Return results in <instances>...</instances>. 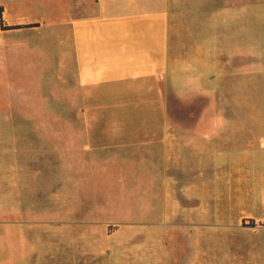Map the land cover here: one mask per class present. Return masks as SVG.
Returning a JSON list of instances; mask_svg holds the SVG:
<instances>
[{
  "label": "rangeland",
  "instance_id": "obj_1",
  "mask_svg": "<svg viewBox=\"0 0 264 264\" xmlns=\"http://www.w3.org/2000/svg\"><path fill=\"white\" fill-rule=\"evenodd\" d=\"M107 2L0 0V225L11 230L22 223L32 235L47 234L41 241L67 248L69 264H264V227L237 223L239 210L220 206L230 177L218 159H212L209 175L203 173L212 185L210 193L204 190L211 199L205 195L198 201L202 205L195 206L200 215L192 206L198 198L183 206L187 196L182 187L158 190L148 183L141 194L140 176L124 173L125 190L115 185L109 190L106 175L89 179L82 171L63 172L64 162L76 171L61 153L76 142L77 129L84 128L61 125L86 117L76 109L70 68H83L79 103L94 106V113L114 100L113 88L121 83L125 43H116L100 28L77 35L72 30L76 19ZM27 17L34 27L5 29ZM240 81L238 94L232 88L229 95L228 115L250 120L256 115L242 130L244 145L253 146L261 136L260 82L250 72ZM190 98L170 101V117H190ZM72 179L81 189L78 197L73 191L70 196ZM176 201L181 204L174 207ZM34 243L41 245L39 239Z\"/></svg>",
  "mask_w": 264,
  "mask_h": 264
},
{
  "label": "crops",
  "instance_id": "obj_2",
  "mask_svg": "<svg viewBox=\"0 0 264 264\" xmlns=\"http://www.w3.org/2000/svg\"><path fill=\"white\" fill-rule=\"evenodd\" d=\"M24 19L12 25L33 24ZM97 28L125 43L121 83L113 88L114 100L97 108L109 112L101 118L94 106L79 103L83 68H70L76 109L86 117L61 125L84 128L77 129L76 142L61 153L76 171L64 162L63 172L82 171L89 179L106 175L109 190L113 185L125 190L124 173L140 176L141 194L148 183L158 190L182 187L187 196L182 202L198 198L192 206L200 215L195 206L202 205L198 201L209 195L212 185L203 173L209 175L212 159H218L230 177L220 206L238 209L237 223L251 220V226L264 227V0H108L107 6L92 7L76 19L72 30L77 35ZM246 72L261 87V136L253 146L244 145L242 130L256 115L252 120L228 115L229 95L232 88L238 94V80ZM184 95L191 97L187 110L192 115L170 117L169 103ZM72 181L69 191L78 197L81 189ZM37 235L22 223L11 230L0 225V264H69L67 248L41 241L48 238L43 232ZM38 239L41 245L36 247Z\"/></svg>",
  "mask_w": 264,
  "mask_h": 264
},
{
  "label": "trees",
  "instance_id": "obj_3",
  "mask_svg": "<svg viewBox=\"0 0 264 264\" xmlns=\"http://www.w3.org/2000/svg\"><path fill=\"white\" fill-rule=\"evenodd\" d=\"M1 13H2V9L0 7V23H1ZM36 24H24V25H9V26H6L5 29L7 30H14V29H22V28H29V27H33L35 26ZM249 223L251 225H253V222L251 220H249Z\"/></svg>",
  "mask_w": 264,
  "mask_h": 264
}]
</instances>
